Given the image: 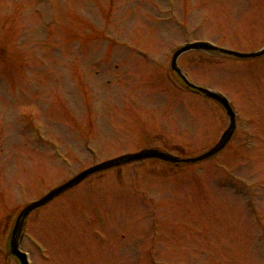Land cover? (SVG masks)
Instances as JSON below:
<instances>
[{"label": "rangeland", "instance_id": "obj_1", "mask_svg": "<svg viewBox=\"0 0 264 264\" xmlns=\"http://www.w3.org/2000/svg\"><path fill=\"white\" fill-rule=\"evenodd\" d=\"M193 40L257 50L264 0H0V264H20L9 253L19 210L63 180L144 148L197 155L219 140L224 107L170 72L175 49ZM178 63L230 99L255 147L243 146L237 127L215 159L91 177L28 218L49 256L24 238L31 264H264L244 183L228 187L218 170L250 180L264 213V58L195 50Z\"/></svg>", "mask_w": 264, "mask_h": 264}, {"label": "water", "instance_id": "obj_2", "mask_svg": "<svg viewBox=\"0 0 264 264\" xmlns=\"http://www.w3.org/2000/svg\"><path fill=\"white\" fill-rule=\"evenodd\" d=\"M189 48H191V47L188 46V47L183 48L176 55V57L174 58V64H175L176 58L179 56V54L182 51H184L186 49H189ZM224 52H226L227 54H235V55L240 56V57H250V56H258V55L264 54V49L262 51H259L257 53H253V54H239V53L237 54V53H230L229 51H224ZM177 71H179V69ZM179 73L183 76L181 71H179ZM185 80L190 86L194 87V85H192L186 78H185ZM200 90L202 92L206 93L209 97H212V98L218 100L219 102H221L227 108L229 115L232 116V119H231L232 125H231V129L228 130L224 134L222 140L218 143L217 146H215L212 150H210L209 152H207L206 154H204L202 156L186 160L187 162L200 161L202 159H205L207 157L213 156L214 154L218 153L227 144V142L231 139V137L233 135L234 128H235L234 118H233L232 112H231L230 108L227 106L225 100L220 98L216 94L210 93L209 91H207L205 89H201L200 88ZM147 157H159L161 159L170 160V161H174L175 160V158H172L169 155H166L165 153H162V152H159V151H155V150H149V151L147 150V151H142V152H140L138 154L128 155L125 158L109 161V162H106V163H104V164H102L100 166H96L94 168H91V169L87 170L86 172L80 174L79 176H77L76 178H74L73 180L68 182L67 184L55 189L54 191L49 193L46 197H44L39 202L33 203V204L29 205L28 207H26V209L20 214V216L18 218V221H17V224H16V227H15L14 232H13V238H12V242H11V250H12V252L17 254L19 257H22L21 253L18 250V240H19V236H20V233H21V229H22L23 219L31 210H33L34 208L39 207V206L47 203L48 201H50L51 199H53L57 195L61 194L65 190H67L68 188H70L73 185L79 183L81 180H83L85 177H87L89 174H91L93 172L103 170V169L111 167L113 165H117V164H119V162H121V160L131 161V160L143 159V158H147Z\"/></svg>", "mask_w": 264, "mask_h": 264}]
</instances>
